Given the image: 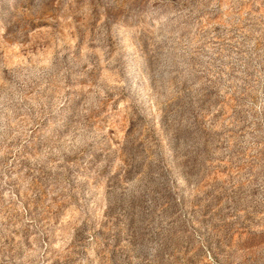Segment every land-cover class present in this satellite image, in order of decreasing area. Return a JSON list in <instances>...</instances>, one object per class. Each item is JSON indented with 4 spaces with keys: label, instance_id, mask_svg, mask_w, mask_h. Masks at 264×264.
Here are the masks:
<instances>
[{
    "label": "rangeland",
    "instance_id": "obj_1",
    "mask_svg": "<svg viewBox=\"0 0 264 264\" xmlns=\"http://www.w3.org/2000/svg\"><path fill=\"white\" fill-rule=\"evenodd\" d=\"M0 264H264V0H0Z\"/></svg>",
    "mask_w": 264,
    "mask_h": 264
}]
</instances>
